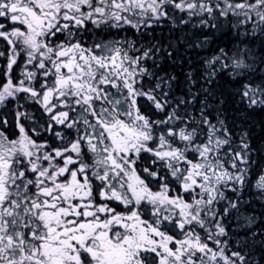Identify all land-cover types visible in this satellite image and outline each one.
<instances>
[{
  "label": "snow or ice",
  "instance_id": "obj_1",
  "mask_svg": "<svg viewBox=\"0 0 264 264\" xmlns=\"http://www.w3.org/2000/svg\"><path fill=\"white\" fill-rule=\"evenodd\" d=\"M169 5L190 16L231 13L251 23L253 33L264 34V0H0V18L9 22H0V38L9 51L0 104L23 93L21 99L39 103L49 114L48 131L53 125L75 130L74 141L46 151L49 146L33 140L19 123L29 114L18 109V139L0 132V264H264V251L248 258L250 253L232 251L228 240L220 239L228 235L223 221L229 210L237 208L226 191L236 193L247 176L241 167L248 163L245 137L233 150L223 121L213 123L203 108L199 120L181 112L180 105L165 99L167 92L159 91L160 82L144 91L142 80L150 73L141 60L148 51L130 56L120 46L85 47L76 38L86 22L139 29L145 18L167 17ZM130 15L138 18L135 24ZM58 33L66 42L50 46ZM22 54V78L13 83V66ZM221 56L227 58L223 50ZM232 67L251 65L233 59ZM241 95L250 106L264 105V85L246 84ZM138 98L159 112L171 110L164 120H150ZM202 125L207 132L197 131ZM53 134L64 139L60 132ZM201 136L204 142L196 143ZM149 142L156 147L149 148ZM141 152L154 157L156 170L141 171L158 191L136 170ZM93 181L98 182L95 196ZM256 187L264 190V176ZM112 201L124 205L127 214L109 207ZM142 205L150 220L142 218ZM168 225L183 238L161 230Z\"/></svg>",
  "mask_w": 264,
  "mask_h": 264
},
{
  "label": "trees",
  "instance_id": "obj_2",
  "mask_svg": "<svg viewBox=\"0 0 264 264\" xmlns=\"http://www.w3.org/2000/svg\"><path fill=\"white\" fill-rule=\"evenodd\" d=\"M172 8V6L166 8L167 17L158 22L140 26L139 29L133 26L112 27L110 24L97 27L87 22L85 29L76 32V38L89 47L108 40H121L123 47L130 44L128 50L132 56L142 57L143 53L148 51V58L141 60V66L148 69L150 73L142 80L144 91L149 88L154 89L156 83L160 82L159 91L167 92L165 99H169L174 107L180 105L181 112L186 111L199 120L200 111L203 108L205 115L213 123L217 120L223 121L234 141L233 150H236V145L240 144V137L242 135L245 137L244 142L249 145L248 163L241 167L248 170L247 176L244 186L238 188L236 193L226 191L228 200L236 202L237 208L229 210L227 218L223 221L228 235L220 239L228 240L232 251H241L242 255L247 252L250 253L248 258H258L264 251V190L256 187L260 178L264 176V105L250 106L241 93L246 84L264 85V34L259 29L253 33L251 23L241 24L239 17L231 13L223 16L219 11L214 10L211 15L194 14L189 18L187 12L175 13L176 10ZM0 22L6 25L9 23L2 18ZM163 28H169L168 34L156 35L155 32ZM151 31L154 35L152 33L149 35ZM50 41L52 44L66 42L65 36L59 33L54 38H50ZM221 50L227 54V58L221 56ZM0 52L5 54L0 57V85H2L6 82L4 68L9 55L8 45L2 38H0ZM216 57L220 58L219 62L210 64L209 62ZM233 59H242L251 67L247 70L234 69ZM23 63L22 54L18 58L17 65L13 66L11 73L13 83H16L17 77L21 76ZM223 64H228L229 67L222 68ZM237 71L241 74L235 75ZM36 87H39L38 83ZM112 91L115 92V90ZM20 97H25V94L21 93ZM20 97L16 100L9 99L0 105V120L7 121V124H0V131L8 139H16L19 136L16 121V112L19 109L29 114V119L21 118L19 123L24 125L33 140L49 146L45 149L46 151L62 148L66 143L74 141L75 130L66 129L62 125H53L52 130L48 131L49 114L39 103ZM157 99L161 97L157 95ZM181 99L185 102L182 105ZM19 105L23 107L20 108ZM137 105L143 115L154 121L166 119V113L171 110L166 108L164 112H159L150 102L142 98H138ZM70 118H75L71 112ZM32 129H35V132ZM197 131L207 132V126L202 125ZM54 132H60L64 139H58ZM203 142V136L196 141V143ZM176 146L182 147V143ZM148 147L155 148L156 144L149 142ZM85 159L87 160L88 157L86 156ZM153 159L151 153L141 152L136 170L153 191H158V187L147 174L141 171L142 168L155 171L156 168L151 163ZM189 159H195V157L189 154ZM92 183L95 196L98 182ZM169 186L174 188L176 193H180L179 187L174 184ZM184 198L188 199L187 196ZM96 202H101L99 197ZM221 203L226 206L225 202ZM109 207L127 214V209L119 202L112 201ZM217 207L220 208V205ZM220 210L223 211L222 208ZM140 212L143 219H151L149 210L143 205ZM161 230L177 239L183 238L174 225L162 227ZM197 231L203 239V231L200 229ZM209 246L215 249V245L211 242Z\"/></svg>",
  "mask_w": 264,
  "mask_h": 264
},
{
  "label": "rangeland",
  "instance_id": "obj_3",
  "mask_svg": "<svg viewBox=\"0 0 264 264\" xmlns=\"http://www.w3.org/2000/svg\"><path fill=\"white\" fill-rule=\"evenodd\" d=\"M175 2L176 3H179V0H175ZM198 2H199V0H198ZM204 2H207V0H204ZM229 2L230 3H239V2H241V0H229ZM169 6H171V5H169ZM221 8H223L224 7V4L223 3H221ZM172 10H176V12L175 13H177V12H182V11H180L179 9H175V8H172ZM166 11H167V9H166ZM186 12V11H185ZM220 13V12H219ZM187 14V16L190 18V17H192L193 15H189L188 14V12L186 13ZM237 17H239V22L241 23V24H244V23H242L241 21H242V17H240V16H237ZM130 19H133V23L135 24L136 22H137V17H134V16H131L130 15V17H129ZM161 19H163V18H161ZM160 19V20H161ZM159 21V20H158ZM157 20H151V21H148L147 20V18H145V23H142L141 24V26H144V25H149V24H151V23H153V22H158ZM87 23V22H86ZM103 25V24H102ZM102 25H100V26H102ZM99 26V27H100ZM110 26H111V24H110ZM123 26H131V25H123ZM113 27V26H112ZM168 29L169 28H163V29H160V30H157L155 33H156V35H161V36H165V34H168ZM151 33L154 35V33L151 31L150 32V34L149 35H151ZM63 37H64V35H63ZM49 43H50V46H54V45H56V44H59V43H61V42H58V43H56V44H52L51 43V41L49 40ZM103 44H107L109 47H111V46H113V45H117V46H120V47H122L125 51H127L128 52V54L130 55V56H132V54L129 52V50H128V48H129V46H130V44H128V46L127 47H123V45H122V41L121 40H117V41H113V40H108V41H104L103 42ZM85 47H89V46H86V45H84ZM114 93V92H113ZM53 102H55V101H53ZM1 105V104H0ZM63 110V109H62ZM69 115H70V113H69ZM1 132V131H0ZM19 137V136H18ZM18 137L16 138V139H18ZM9 140H11V139H9ZM12 140H14V139H12Z\"/></svg>",
  "mask_w": 264,
  "mask_h": 264
}]
</instances>
